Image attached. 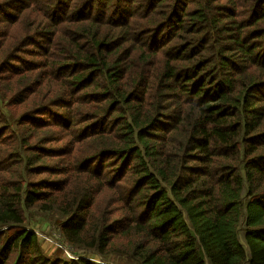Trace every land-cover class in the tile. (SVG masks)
I'll return each mask as SVG.
<instances>
[{
  "label": "trees",
  "instance_id": "obj_1",
  "mask_svg": "<svg viewBox=\"0 0 264 264\" xmlns=\"http://www.w3.org/2000/svg\"><path fill=\"white\" fill-rule=\"evenodd\" d=\"M32 207L133 264H264V0H0V264L49 263Z\"/></svg>",
  "mask_w": 264,
  "mask_h": 264
},
{
  "label": "rangeland",
  "instance_id": "obj_2",
  "mask_svg": "<svg viewBox=\"0 0 264 264\" xmlns=\"http://www.w3.org/2000/svg\"><path fill=\"white\" fill-rule=\"evenodd\" d=\"M47 117H49V114H47ZM25 216L24 226L36 233L41 255L43 256L42 259L48 261V264L70 262L82 257L90 258L101 264H133L125 257L115 255L116 253L103 256L94 250H86L70 244L65 239L61 227L56 223L57 215L53 213L32 207L26 209Z\"/></svg>",
  "mask_w": 264,
  "mask_h": 264
}]
</instances>
